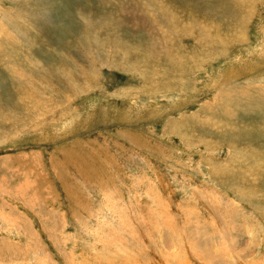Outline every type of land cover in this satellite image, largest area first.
I'll return each mask as SVG.
<instances>
[{"label": "rangeland", "instance_id": "1", "mask_svg": "<svg viewBox=\"0 0 264 264\" xmlns=\"http://www.w3.org/2000/svg\"><path fill=\"white\" fill-rule=\"evenodd\" d=\"M237 256L264 263V0H0V264Z\"/></svg>", "mask_w": 264, "mask_h": 264}, {"label": "bare ground", "instance_id": "2", "mask_svg": "<svg viewBox=\"0 0 264 264\" xmlns=\"http://www.w3.org/2000/svg\"><path fill=\"white\" fill-rule=\"evenodd\" d=\"M110 210V209H109ZM111 211V210H110ZM115 213H116V211H114ZM116 220V219H115ZM130 222V221H129ZM127 224V223H126ZM108 237V236H107ZM229 239V238H228ZM234 239V238H233ZM232 243H233V241H232ZM234 244V243H233ZM236 246V245H235ZM233 247V246H232ZM236 248V247H235ZM235 248H233L234 250H235ZM239 248V247H238ZM233 249H232V252H234L235 253V251H233ZM237 249V248H236ZM210 251V250H209ZM212 252V251H211ZM210 252V253H211ZM239 251H237V253H238ZM203 253V252H202ZM206 253V252H205ZM210 253H209V255H210ZM233 253V254H234ZM208 254V253H207ZM239 254V253H238ZM241 254V253H240ZM213 254H211V256H212ZM199 256L200 257H203V254L201 255V254H199ZM240 257V256H239ZM242 257V256H241ZM206 258H208V257H206ZM220 258V257H219ZM219 258H218V261L217 262H213V264H218L219 263ZM213 260V258L212 257H209V260ZM222 259V258H221ZM246 259V258H245ZM244 259V260H245ZM223 260V259H222ZM235 260V262H236V264H245L244 262H243V260L241 259V258H238V256H237V258H235L234 259ZM259 260V259H258ZM214 261H216V260H214ZM247 261V260H246ZM206 262H207V260L205 261V264H206ZM212 261H210V263H211ZM221 262V261H220ZM252 264H261L262 263V261H256V259L255 260H253L252 262H251ZM246 264H247V262H246ZM262 264H264V263H262Z\"/></svg>", "mask_w": 264, "mask_h": 264}]
</instances>
